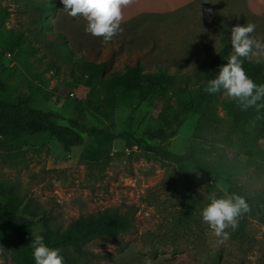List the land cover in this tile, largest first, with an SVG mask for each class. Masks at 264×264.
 Listing matches in <instances>:
<instances>
[{"label": "rangeland", "instance_id": "374dc122", "mask_svg": "<svg viewBox=\"0 0 264 264\" xmlns=\"http://www.w3.org/2000/svg\"><path fill=\"white\" fill-rule=\"evenodd\" d=\"M32 1L0 0V13L5 15L0 24V76L13 78L15 74L21 89H26L28 82L43 86L52 94L49 106L67 117L73 115L75 104L85 106L88 120L96 124L103 120L108 123L114 112L117 134L124 132L133 117L132 131L141 136L153 107L135 98L113 97L100 87L92 90L82 78L81 66L72 60L109 61L107 74L124 70L135 61L150 64L153 58L169 60L171 69L191 71L197 67L196 55L201 54L204 62L212 58L214 47L213 52L204 53L205 47L210 43H216L217 48L221 45L219 25L226 17L232 29L237 24L250 23L251 14L263 17L260 22L255 21L252 35L264 39V13L251 11L247 0H209L194 5L186 18L173 22L176 30L166 31L168 37L163 39L169 42L163 49L176 52L164 56L148 51L149 39L157 32L149 26L122 24V30L105 43L102 37L85 31L87 20L82 16H69L60 0L57 16H46L39 24ZM53 26L57 29L51 34ZM59 35L68 38V42L64 43ZM46 37L59 38V47L46 41ZM73 47L76 51L72 54ZM95 50L100 52L98 56L91 54ZM259 52L263 54L264 49L255 50L252 56ZM225 96H220L216 109L221 126L200 131L209 142L222 140L234 125L223 103ZM171 106L169 116L174 120L185 109V103L174 96ZM199 120V114H190L168 143L169 149L185 153ZM176 125L174 121L172 128ZM131 143L135 145L125 138L117 139L112 159L105 166L83 161L84 145L66 151L49 135L34 136L22 149L14 150L5 148L0 139V191L18 197L23 211L34 209L41 213L34 218L36 229H66L81 216L105 209L130 217L134 223L131 230L115 240L96 238L89 242L84 252L74 253L75 264H264V207L249 204L250 211L239 218L235 230H226L229 239L221 242L202 221L201 210L210 198L230 194L229 183L200 178V206L192 218H186L180 191L171 183L175 165L148 151L147 144L141 146L134 140ZM227 154L233 156L234 152L227 150ZM238 157L244 163L239 184L249 194L263 191L264 157L249 158L245 153H238ZM9 237L15 236L11 233ZM12 244L0 239V264H24V249Z\"/></svg>", "mask_w": 264, "mask_h": 264}, {"label": "trees", "instance_id": "16d2710c", "mask_svg": "<svg viewBox=\"0 0 264 264\" xmlns=\"http://www.w3.org/2000/svg\"><path fill=\"white\" fill-rule=\"evenodd\" d=\"M31 7L40 20L39 24H42L44 17L57 16L60 6L57 0H33ZM4 18L5 15L0 13V24ZM227 18L219 25L221 45L217 48L216 43H210L205 47L204 53L213 52L214 47L212 58L204 62L201 54L196 55L197 67L191 71L163 65L154 68L135 61L128 63L124 70H113L107 74L109 61L72 60L81 66L82 78L92 90L100 87L113 97H131L153 107L150 121L138 137L132 131L133 117L129 118L124 132L117 134L114 112L108 123L103 120L96 124L88 120L85 106L75 104L73 115L67 117L49 106L52 94L43 86L28 82V87L21 89L15 74L13 78L0 76V139L4 147L10 150L22 149L30 138L49 135L61 143L66 151L84 145L81 154L83 161L90 165L102 163L107 166L112 159V148L117 139L125 138L131 145H135L131 143L134 140L141 146L147 144L148 151L175 165L176 171L171 183L180 191L186 218H192L200 206L197 196L200 178L207 181L225 180L229 183L230 194L243 195L249 204L264 207V190L249 194L238 182V176L243 172L241 165L244 164L239 160L238 153H245L249 158L264 157V98L243 110L238 100L225 96L223 103L229 109L234 121L233 127L218 142H209L200 134V131H210L221 126L222 120L217 117L216 109L224 92L209 94L205 89L208 80L214 78L220 67L234 54L232 29L228 26ZM248 18L253 24L263 19L253 14ZM55 29L53 26L50 33L54 34ZM261 31H264V27ZM257 36V39L264 42L260 35ZM46 38L56 47H59V38L64 43L68 42L64 35L56 39ZM74 51L73 47L70 53ZM58 52L69 57L62 50ZM253 53L243 58V67L257 84L264 85V52H259L261 54L256 57L252 56ZM91 54L98 56L100 52ZM174 96L183 100L185 109L172 120L169 113L172 109L171 98ZM192 113L200 115L198 130L190 148L185 153H176L169 149L168 143L179 133L180 127ZM174 121L177 125L172 128ZM152 141H159L160 144L153 145ZM227 150H232L234 155L229 156ZM40 214L34 209L23 211V202L18 197L0 191V239L24 249V264H35L32 233L42 234L50 247L59 248L65 264H75L74 253L84 252L89 242L96 238L115 240L134 227L129 216L105 209L96 214L81 216L66 229H36L34 218ZM11 233L14 239L9 237Z\"/></svg>", "mask_w": 264, "mask_h": 264}, {"label": "clouds", "instance_id": "9594fccd", "mask_svg": "<svg viewBox=\"0 0 264 264\" xmlns=\"http://www.w3.org/2000/svg\"><path fill=\"white\" fill-rule=\"evenodd\" d=\"M132 0H60L63 9L71 17L83 16L87 20L85 31L102 37L105 43L120 32L123 8ZM253 23L237 24L231 30V44L234 54L222 65L218 74L208 80L206 91L215 94L223 91L228 97L238 100L243 110L254 106L264 98V85L257 84L245 71L243 58L254 49H264V42L254 38ZM250 211L245 196L232 193L212 197L201 210L202 221L208 225L221 242L229 239L231 228L235 230L239 218ZM31 246L35 264H65L59 248L50 247L40 233H32Z\"/></svg>", "mask_w": 264, "mask_h": 264}, {"label": "crops", "instance_id": "0c3cea01", "mask_svg": "<svg viewBox=\"0 0 264 264\" xmlns=\"http://www.w3.org/2000/svg\"><path fill=\"white\" fill-rule=\"evenodd\" d=\"M201 1L210 2L209 0H132L128 6L123 8L121 25L132 22L137 26L146 25L151 27L157 32L149 39L148 44L150 46L148 51L151 53H161L163 56L168 52L175 54L174 52H176V50L171 51L169 49H163V46L167 45V42H169L167 39H163V37L167 36L166 31L176 30L173 22H176L177 24L182 21L186 18L185 15L192 11V7ZM247 5L251 11L256 14L264 13V0H247ZM82 18L85 19L83 16ZM163 31L165 33H163ZM171 41L170 43L172 44ZM144 45L147 46L146 43ZM172 45H174V43ZM162 62L165 64H162ZM168 62L169 60L153 58L149 61V65L155 68L160 65L172 68V64H169Z\"/></svg>", "mask_w": 264, "mask_h": 264}]
</instances>
